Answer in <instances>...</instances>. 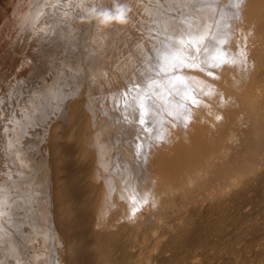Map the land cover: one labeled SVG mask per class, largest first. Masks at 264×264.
<instances>
[{
	"label": "bare ground",
	"instance_id": "bare-ground-1",
	"mask_svg": "<svg viewBox=\"0 0 264 264\" xmlns=\"http://www.w3.org/2000/svg\"><path fill=\"white\" fill-rule=\"evenodd\" d=\"M22 1L2 25H22L23 60L15 72L0 66L14 101L0 121L23 105L32 129L37 110L54 120L49 158L33 161L37 179L23 178L33 167L20 136L10 138L22 131L6 124L0 158L39 192L32 216L51 237L38 234L46 248L33 250L32 264H44L46 249V264H202L208 251L235 249L252 259L228 264H264V0H47L11 26ZM53 68L63 78L46 92L43 82L34 103L33 72L41 79ZM5 129L15 134L6 140Z\"/></svg>",
	"mask_w": 264,
	"mask_h": 264
},
{
	"label": "rangeland",
	"instance_id": "rangeland-1",
	"mask_svg": "<svg viewBox=\"0 0 264 264\" xmlns=\"http://www.w3.org/2000/svg\"><path fill=\"white\" fill-rule=\"evenodd\" d=\"M18 1H22V0H0V2L2 3V6L3 7H1V5H0V41L1 42H3V43H0V66H3V70H5L6 71V69H8V67H14L15 69H13V68H11V69H13V72H15L16 71V69L18 68V67H16V66H18L19 65V61H20V59L18 60L17 58L19 57V58H21L20 57V54H19V52H20V45H21V39L19 38V29H22V25H20L21 24V22L23 21V20H25V19H27V17H30V15H32V14H34L33 16H35V15H37V13H38V11H41V9L39 8V7H41V6H43V7H47L46 5H47V3H48V1L47 0H29V2L28 1H26V0H24V1H22V2H24V3H22V6H21V8H20V10H19V12L16 14V16L18 15L19 16V18L17 19V21L15 20V22H12V24H11V26H15L16 24L17 25H20L18 28V30H17V28H16V26L12 29V27H11V29L9 28H7V29H4L3 30V26L5 27V22H6V20L8 19V18H10V16L13 14L12 13V11H14L13 9L15 8V6H16V2H17V5H18ZM27 3H26V2ZM35 1V2H34ZM38 1V2H37ZM52 0H50V2H51ZM53 1H57V0H53ZM60 1H62V0H60ZM14 2V3H13ZM31 2V3H30ZM43 3V4H42ZM34 4V5H33ZM39 4V5H38ZM37 8H36V7ZM33 7V8H32ZM6 8V9H5ZM8 8H9V10H8ZM4 9V10H3ZM26 9H30V10H26ZM16 10H17V8H16ZM38 10V11H37ZM26 11V12H25ZM36 12V13H35ZM5 16V17H4ZM24 16V17H23ZM24 19H23V18ZM16 18V17H15ZM23 19V20H22ZM4 20V21H3ZM3 22V24H1ZM19 22V23H18ZM3 25V26H2ZM2 26V27H1ZM6 30V31H5ZM6 32H7V34H6ZM3 34V35H2ZM14 34V37L12 36ZM13 37V38H12ZM4 38H6V39H4ZM16 39V40H15ZM11 41V42H10ZM19 42V44H18V42ZM24 42V41H23ZM23 42H22V46H23ZM6 46H5V45ZM11 44H13V46L11 45ZM5 46L6 48L4 49L5 50V52H4V50H3V52H1V48H3V46ZM8 46H11V47H8ZM21 46V47H22ZM11 48V49H10ZM18 48V49H17ZM16 51V52H15ZM1 54H3L4 55V57H3V55H1ZM15 55V56H14ZM18 55V56H17ZM16 56H17V58H16ZM22 56V55H21ZM10 59V60H9ZM16 60H18V61H16ZM21 60H23L22 58H21ZM15 61V62H14ZM8 62V63H7ZM13 62H14V65H13ZM16 63V64H15ZM18 63V64H17ZM6 68V69H5ZM42 70V69H41ZM40 71V70H39ZM36 73H37V75H38V71H34L33 72V74L32 75H34L35 76V79L36 78H38V79H36V81L35 82H33V80H35V79H30V83H36V82H38V83H40L38 86H37V88H36V86L34 85V93L31 95V97H30V95H29V93H28V91H26L28 94H26L31 100L33 99V101H34V103L37 101V102H39V100L38 99H40L41 98V95H42V90H41V87L40 88H38L39 86H41V84L44 82V83H46V88H44V91L46 92V91H48V89H50L52 86H55L56 85V83H59L60 82V80H61V78H63L62 76H61V74L58 72V69H55V68H53L52 70H50V72H47L46 73V75L44 76V78H42L41 77V79H40V77H39V75L37 76L36 75ZM14 75V74H13ZM42 76V75H41ZM12 78V77H11ZM40 79V80H39ZM63 80H66V78L65 79H63ZM43 83V84H44ZM4 84H6V83H4ZM10 84H11V81H10ZM9 84V86L11 87V88H14L13 87V82H12V84L10 85ZM7 86H8V82H7ZM7 86L6 85H3V83H2V81H0V88L1 87H3V88H1L0 90H2L3 91V93H1V91H0V94H2V95H4L5 97H6V94L4 93L5 91H6V93L8 92L7 90H9V92H12V91H10V90H12V89H9V88H7ZM5 87V88H4ZM39 90V91H38ZM8 92V93H9ZM7 93V96H8V98H4V96H2V95H0V99H2V101L0 100V103H4L5 101V107H4V109H2V107H1V104H0V115L3 113V112H5V113H3L2 114V116H0V119H2L3 120V118H5L6 117V115H8V113H6V109H11V107H12V105H11V102L13 101L12 100V95H11V93L10 94H8ZM24 92H23V97H24ZM31 94V93H30ZM2 97V98H1ZM10 97V98H9ZM23 97H21V99L23 100V101H25V99H26V102H27V99H29V98H25V99H23ZM36 97V98H35ZM19 98H20V96H19ZM8 99H10V101H8L7 102V100ZM3 100H4V102H3ZM20 100V99H19ZM14 102V101H13ZM13 102H12V104H13ZM3 104V105H4ZM8 104V105H7ZM6 106L7 107H9V108H6ZM24 106V105H23ZM23 106H21L22 107V109H23ZM24 108H25V106H24ZM13 109H14V107H13ZM17 109V111H14V112H11V113H13V117H14V120H13V118H11V116L12 115H10V118H9V116H8V119L6 120V121H11V122H9L8 121V123H6V121H5V124L8 126H6L8 129H9V126L11 125V126H14V127H11L10 129L11 130H13L14 129V131L16 132V131H18V130H21L22 132H16V134L13 132V131H9L8 129V131H9V133L11 134H15V136L14 135H12L10 138L12 139L11 141H13L15 138L14 137H17V138H19L18 136H20V138L18 139V141L16 142V144L18 145H16L17 146V149L18 150H20L21 151V153H22V157L24 158L22 161L24 162V163H27L28 165H31V167H33L31 170H28L27 171V173L26 172H23V173H25V175H23V178H25V176H26V179H29V178H32L31 180H35V179H37L36 177V175L34 176V177H32L33 175H34V173L36 172L35 171V168H34V162L33 161H35V162H37L38 164H40V162H41V164L40 165H42L43 163H45V162H47V160H48V151H49V141H50V139H51V129H50V122L51 121H54V120H50V121H48L49 119H47L46 117H44L43 119H42V117L39 115V113H41V112H39L40 110H37L38 111V113H36L35 114V117L33 118V121H32V123H33V125L35 126V129H32L27 123L29 122V120H28V118L30 117V116H34V115H30L28 118L27 117H25L26 115H28V113H27V111H25L24 109V112H23V110L20 108V107H17L16 108ZM18 109H20V111H21V113L24 115V116H21L22 114L19 112V113H17L18 112ZM26 109V108H25ZM17 114H16V113ZM21 114V115H20ZM26 114V115H25ZM5 115V116H4ZM17 116V117H15V116ZM20 117H23V118H20ZM17 118H19V120L17 119ZM17 121H16V120ZM22 119H26V120H24V121H22L21 122V120ZM13 121V122H12ZM28 121V122H27ZM19 122V123H18ZM21 122V123H20ZM27 122V123H26ZM10 123V124H9ZM15 125H14V124ZM18 123V124H17ZM24 123H26L27 124V126H26V124H24ZM35 123V124H34ZM1 124H3V125H1ZM5 124L4 123H2L1 121H0V128H1V126L2 127H4V128H6L5 127ZM9 124V125H8ZM13 124V125H12ZM18 126H17V125ZM21 126H20V125ZM16 127V128H15ZM21 128V129H20ZM23 128V129H22ZM31 128V129H30ZM15 129H18V130H15ZM64 130V129H63ZM63 130H61V131H63ZM58 131H60V129L58 130ZM61 131H60V133H61ZM63 132H65V130L63 131ZM6 133V134H5ZM5 135H3L4 136V138L6 137V136H9L8 134H7V131H6V129H5ZM18 133H20V135H17ZM59 133V132H58ZM17 135V136H16ZM6 140H7V138H5ZM5 139H4V141H5ZM8 141H10V139L8 140ZM8 141H6V143L8 142ZM3 141L1 140V142H0V146H1V148H0V150L2 149L3 150V148H4V142L2 143ZM9 143V142H8ZM2 144V145H1ZM9 145V144H8ZM0 151V155H1V157H2V159H3V157L5 156L4 155V153H3V156H2V154H1V152H4V151ZM6 157V156H5ZM4 157V158H5ZM7 158V157H6ZM5 158V159H6ZM43 158V159H42ZM1 158H0V161L2 160ZM4 159V160H5ZM8 159V158H7ZM4 160L3 161H1V163H3V168L5 169V167L6 168H8L9 166V164H7V165H5L6 163L4 162ZM39 160H41V161H39ZM43 160L45 161V162H43ZM5 161H7V160H5ZM43 162V163H42ZM0 163V164H1ZM5 163V164H4ZM8 163V162H7ZM30 163V164H29ZM10 164H11V161H10ZM47 164V163H46ZM12 165V164H11ZM27 165V166H28ZM48 165V164H47ZM27 166H25V167H27ZM46 166V165H45ZM0 167H1V169L3 170V171H5L4 173H2L3 171L2 170H0V172H1V175H0V183L3 181V179H5V177H7V178H9V177H11V178H9V179H7V180H4L5 181V183H3V185L2 186H4L5 188V190L3 191L4 193L6 192V191H8L7 190V188H9V191H10V189H11V187L10 186H12V185H14L15 183V185H18V186H12V189H11V191L9 192L8 191V193H10V194H12L11 195V197L10 198H12V197H14V199L17 201H19V199L20 200H22L23 201V203H21V201L18 203V202H16L15 200H14V202L12 201V200H9V201H11L12 202V204H10L9 203V201H8V204L6 203V202H2V201H7V199L9 198L8 197V193H5V195L3 196V194L1 195L0 194V196H3V197H1L0 198V204H1V206L3 207V204L4 205H6V207L5 208H10V207H7V205L8 206H13V203H14V205L17 203V205H15V206H11V208H14V210L13 209H8V211L9 210H13V211H11V213H9V214H11V216L7 213V211H6V209H5V211H3V209L4 208H2V207H0V210H1V213L3 214H5V213H7V215H8V217H7V215L6 216H4V214H3V216L6 218H8L9 219V221L10 222H8V219H4L3 218V216H1V220H0V223L1 224H3L2 225V227L0 226V238H1V240H0V242H2L3 243V240L2 239H4V240H6V242H9V241H12V243L15 245H13L12 243H10V245L9 244H4V246H3V244L2 243H0V245L2 246V247H0V250H1V253H0V264H30V262H31V260L33 259V257H35V254L33 253V250L34 251H36L37 249H39L38 247L40 246H42L43 247V249H45L46 247H45V245L44 244H42L41 242H39V237H38V234L40 235V237H42V236H45V239L44 240H46V241H49L50 240V235H47V234H51V233H49V231H48V229H45V228H48V227H45V226H43L42 224H39V222L37 221V219H36V216H34L35 218H33V216L32 215H34V213H33V211H32V209L34 210V207H36L35 205H37V200H38V198H39V195H37V193H39V192H37L35 189L34 190H29L28 188H26L25 187V183H26V181H22V182H24V184H22V182H18L17 180H19V179H21V177L20 178H18L17 179V177H18V175L20 174V170L22 171L24 168L23 167H20V170H19V173H18V175H15V168L13 167V166H10L7 170L9 171H7V173H6V169L4 170L3 168H2V165H0ZM12 167L14 168L13 170H11L12 169ZM47 168H48V166H47ZM41 169H43V167H39V169L37 170V172H40V170ZM6 173V174H5ZM11 173H14V174H11ZM2 174H3V176H2ZM36 174V173H35ZM37 174H39V173H37ZM10 175V176H9ZM11 175H15L14 176V178L11 176ZM2 176V177H1ZM20 176H22V172H21V174H20ZM12 179V180H11ZM17 179V180H16ZM10 182H9V181ZM14 180H15V182H14ZM6 181H8V183H10V184H12V185H10V184H8ZM21 181V180H20ZM12 182V183H11ZM18 182V183H17ZM1 183V184H2ZM14 183V184H13ZM44 184H45V186H44ZM42 186L43 187H46V185H48L49 184V182L48 181H46V183H44ZM9 187H8V186ZM20 185H22V186H20ZM42 187V188H43ZM0 188H2L3 189V187H1V185H0ZM47 188V187H46ZM16 189V190H15ZM28 189V190H27ZM44 189V188H43ZM16 192V191H18L17 193H15L14 191ZM2 190H0V193H2L1 192ZM21 194H20V193ZM14 193V194H13ZM9 194V195H10ZM20 194V195H19ZM36 195H37V198H36ZM18 196V197H17ZM20 196V197H19ZM5 197H8V198H5ZM9 198V199H10ZM18 198V199H17ZM2 199H4V200H2ZM41 199V198H40ZM19 204V205H18ZM20 204H21V206H22V208H21V206H20ZM17 207H19L18 209H16ZM16 210V211H15ZM35 210H36V208H35ZM3 211V212H2ZM257 211H258V208H256V210H254L253 209V215H252V218H255L256 216H257ZM0 213V214H1ZM14 213V214H13ZM9 217H11V220H10V218ZM28 217V218H27ZM30 217V218H29ZM25 219H27V221H29V222H27ZM30 219H32L31 221H30ZM3 220H6V221H3ZM14 220L17 222V224H19V222L18 221H22L21 223H20V225H18V227H17V225L14 223ZM13 221V222H12ZM27 222V224H26V222ZM33 221H37L38 222V224L40 225V227H39V225L37 224V226H35V225H33V224H35V222H33ZM4 222V223H3ZM5 222H7V223H5ZM24 222H25V225H24ZM30 222H32V223H30ZM36 222V223H37ZM262 222H263V224H262ZM9 224V225H8ZM11 224H12V226H11ZM31 224H32V226H33V228L31 227ZM6 225V226H5ZM8 225V226H7ZM15 225V229L13 230V226ZM28 225H30V226H28ZM259 225H260V232H259V234H258V236H257V238H256V240H258L259 239V237H260V235H261V233H264V221H261L260 223H259ZM262 225V226H261ZM24 226V227H23ZM4 227H7V228H5L6 230L5 231H3V229H4ZM21 227L24 229H21ZM32 229H31V228ZM261 227H262V229H261ZM38 228H40V229H38ZM42 228H44V229H42ZM26 230V232H24ZM30 230V231H29ZM35 230V231H34ZM37 230V231H36ZM262 230H263V232H262ZM18 233H17V232ZM28 231V232H27ZM4 232L7 234V233H9V234H7V235H5L4 234ZM11 232H13L12 234H13V237H15V239H13V237H12V235H11V237H12V239H10V233ZM48 232V233H47ZM29 233V234H28ZM34 233V234H33ZM4 234V235H3ZM19 234V235H18ZM24 234V236L23 237H25L24 239H23V237H22V235ZM26 234V235H25ZM30 235V236H29ZM34 235H35V237H34ZM37 236V237H36ZM47 236H49V237H47ZM255 236V235H254ZM9 237V238H8ZM20 237V238H19ZM28 237L30 238V240H28ZM251 236H248V238H250ZM6 238V239H5ZM9 240H8V239ZM17 238V239H16ZM21 240V238L23 239L21 242H23V245H22V243L19 241V239ZM247 238V239H248ZM27 239V240H26ZM37 239V240H36ZM8 240V241H7ZM24 240H25V242H24ZM210 240V239H209ZM209 240H208V244H210L209 243ZM216 239H212V241L211 242H214ZM19 241V242H18ZM29 241V242H28ZM5 242V241H4ZM27 242V243H26ZM16 243V244H15ZM40 243V245H38ZM11 244L13 245L12 247H11ZM22 246H21V245ZM30 244V245H29ZM7 245V246H6ZM11 247V248H9V246ZM38 245V246H37ZM18 246V247H17ZM8 247V248H7ZM15 247V248H14ZM23 247V248H22ZM41 247V248H42ZM19 248V249H18ZM25 248V249H24ZM218 247H214V249H217ZM32 249V250H31ZM12 250V251H11ZM19 250V251H18ZM238 250V249H237ZM237 250L235 249L234 250V253H233V255L231 254H228V253H226V252H219L218 254H210V252L208 251L207 252V254H206V260L204 261V262H202V264H222L223 262L225 263L226 262V264H228L229 262H227V261H232V258L233 257H231V256H235V255H237V256H239L240 255V258L242 259H244L245 260V263H247L248 261L250 262V260L252 259V258H250V256H247V255H245V254H247V252L249 253V250H245V254L243 253V254H239L238 252H237ZM18 251V252H17ZM32 251V252H31ZM46 251V252H45ZM43 250V251H41L42 253H41V255L39 254V258L41 259V260H43V262H44V264H46L45 263V261H46V255H47V252H48V250L46 249V250ZM214 252V251H213ZM46 253V254H45ZM178 252L177 251H174L173 252V255L175 254V257L179 254H177ZM215 253H216V251H215ZM238 253V254H237ZM170 254V253H169ZM169 254H166L165 256H167V255H169ZM226 254V255H225ZM23 255V256H22ZM34 255V256H33ZM45 255V256H44ZM189 255H192V252H190L189 253ZM229 255H230V257H229ZM13 256V257H12ZM21 256V257H20ZM30 256V257H29ZM33 256V257H32ZM225 256V257H224ZM26 259H25V258ZM29 257V258H28ZM45 259H44V258ZM213 257V258H212ZM246 257V258H245ZM10 258V259H9ZM28 258V259H27ZM16 259V260H15ZM22 259H24V261L22 260ZM6 260V261H5ZM34 260V259H33ZM32 260V261H33ZM48 260V259H47ZM212 260V261H211ZM219 260V261H218ZM9 261V262H8ZM12 261V262H11ZM25 261H27V262H25ZM214 261V262H213ZM8 262V263H7ZM216 262V263H215ZM31 264H32V262H31Z\"/></svg>",
	"mask_w": 264,
	"mask_h": 264
}]
</instances>
